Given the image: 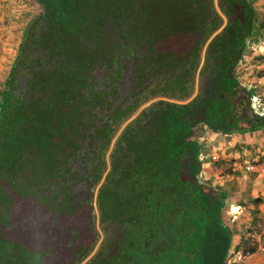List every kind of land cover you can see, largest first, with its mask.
Here are the masks:
<instances>
[{
    "label": "trees",
    "instance_id": "obj_1",
    "mask_svg": "<svg viewBox=\"0 0 264 264\" xmlns=\"http://www.w3.org/2000/svg\"><path fill=\"white\" fill-rule=\"evenodd\" d=\"M35 1L0 92V264H81L96 247L84 264H228L225 190L201 180L194 138L200 124L264 128L237 73L264 17L223 0L227 23L205 45L223 19L203 0ZM115 35L146 48L126 107Z\"/></svg>",
    "mask_w": 264,
    "mask_h": 264
},
{
    "label": "crops",
    "instance_id": "obj_2",
    "mask_svg": "<svg viewBox=\"0 0 264 264\" xmlns=\"http://www.w3.org/2000/svg\"><path fill=\"white\" fill-rule=\"evenodd\" d=\"M250 1L264 17V0ZM254 35L247 40L237 73L253 91L255 111L264 115V39L255 42ZM194 139L201 180L225 190L223 221L233 230L228 264H264V128L222 132L200 124Z\"/></svg>",
    "mask_w": 264,
    "mask_h": 264
},
{
    "label": "rangeland",
    "instance_id": "obj_3",
    "mask_svg": "<svg viewBox=\"0 0 264 264\" xmlns=\"http://www.w3.org/2000/svg\"><path fill=\"white\" fill-rule=\"evenodd\" d=\"M215 3H217V0ZM183 4V1L176 2L172 9L176 6L178 8L177 11H180ZM159 9L161 8L158 7L157 10ZM161 11L162 9L159 10V12ZM39 12L40 7L35 0H0V92L5 88V81L17 54L18 44L23 37L27 22ZM153 20L156 19L153 18ZM168 22H174L173 16H168ZM25 84L26 78L21 77L19 80L20 90L25 88ZM253 107L259 110L256 104H253ZM33 212L20 219V227L17 228L18 231L26 227L24 225L39 222L41 212L38 210V207ZM42 217L45 218L44 213ZM106 226L109 229L108 231L113 235V238L119 236L118 225L107 223ZM18 231L14 232V236L18 234Z\"/></svg>",
    "mask_w": 264,
    "mask_h": 264
},
{
    "label": "flooded vegetation",
    "instance_id": "obj_4",
    "mask_svg": "<svg viewBox=\"0 0 264 264\" xmlns=\"http://www.w3.org/2000/svg\"><path fill=\"white\" fill-rule=\"evenodd\" d=\"M206 5H208V18L212 20L215 17L216 13L218 12V9L222 12L223 9V0H203ZM214 6V7H213ZM218 30V29H217ZM126 34V33H125ZM125 37H127L125 35ZM113 45L116 47L115 50V56L118 58L120 61V64L126 65L125 71H121V74L118 75L116 78V81L113 83V86L117 87V95L116 99H114L115 105L120 103L122 100L125 98H130V100L127 103H124L122 107H126L127 105L131 104V97L132 96V82H143V78L140 76L135 75V68L138 65H145L146 63V48L142 47V49L137 48L138 46L134 45L133 41L130 43H126L127 39L124 37H120L118 35H115V38H113ZM129 44L127 47L126 45ZM147 70V68H146ZM101 74H105L104 71H102ZM100 74V75H101ZM153 75V72H148L145 76V82L150 79V77ZM105 79V76H104ZM24 90V89H23ZM126 100V99H125ZM90 165V164H89ZM104 226L107 228V226L104 224ZM99 229V227H98ZM101 231V229L99 230Z\"/></svg>",
    "mask_w": 264,
    "mask_h": 264
},
{
    "label": "water",
    "instance_id": "obj_5",
    "mask_svg": "<svg viewBox=\"0 0 264 264\" xmlns=\"http://www.w3.org/2000/svg\"><path fill=\"white\" fill-rule=\"evenodd\" d=\"M218 12H219L220 16L223 19V25L211 35V37L206 41L205 45H207V43L210 40H212L224 28V26L227 23V16L223 12H221L219 9H218ZM96 197H97V192L95 193V206H96ZM99 230H100V228H99ZM96 249H97V247L94 249V251L81 264L86 263L90 259V257L93 255V253L96 251Z\"/></svg>",
    "mask_w": 264,
    "mask_h": 264
},
{
    "label": "built area",
    "instance_id": "obj_6",
    "mask_svg": "<svg viewBox=\"0 0 264 264\" xmlns=\"http://www.w3.org/2000/svg\"><path fill=\"white\" fill-rule=\"evenodd\" d=\"M252 167V165L250 164L249 166H248V168H251Z\"/></svg>",
    "mask_w": 264,
    "mask_h": 264
}]
</instances>
